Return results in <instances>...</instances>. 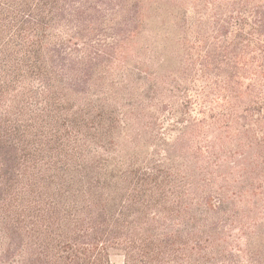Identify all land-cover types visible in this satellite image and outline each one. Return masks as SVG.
I'll return each instance as SVG.
<instances>
[{"label": "trees", "instance_id": "1", "mask_svg": "<svg viewBox=\"0 0 264 264\" xmlns=\"http://www.w3.org/2000/svg\"><path fill=\"white\" fill-rule=\"evenodd\" d=\"M113 256L264 264V0H0V264Z\"/></svg>", "mask_w": 264, "mask_h": 264}, {"label": "rangeland", "instance_id": "2", "mask_svg": "<svg viewBox=\"0 0 264 264\" xmlns=\"http://www.w3.org/2000/svg\"><path fill=\"white\" fill-rule=\"evenodd\" d=\"M155 31H156V29H155ZM142 38H144L143 35H141V37L139 39L140 43L142 42ZM111 264H123L122 258L120 256H113L111 258Z\"/></svg>", "mask_w": 264, "mask_h": 264}]
</instances>
